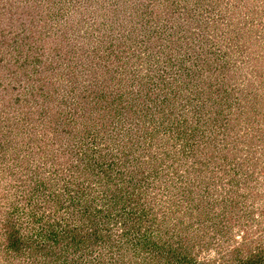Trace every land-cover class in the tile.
Returning <instances> with one entry per match:
<instances>
[{"label":"trees","instance_id":"16d2710c","mask_svg":"<svg viewBox=\"0 0 264 264\" xmlns=\"http://www.w3.org/2000/svg\"><path fill=\"white\" fill-rule=\"evenodd\" d=\"M1 8L0 5L2 20ZM180 22L166 20L161 25L167 27L166 37L158 33L162 31L160 24L151 25L137 37L133 24L125 30L131 37H120V49L124 51V44L130 45L133 52L139 42L144 44V49L150 43L160 47L156 44L158 39L162 45L177 43ZM109 23L115 27L118 20ZM244 41H241L243 45ZM249 41L251 47L245 45L243 48L247 47L248 51L242 48V53L249 63L259 66L254 72L258 76L245 84L251 94L243 83L232 79L228 69L224 78L207 63L211 74L202 76L201 67L194 61L192 68L171 78L166 92L171 94L162 97H157L159 83L152 84L150 90L147 78L139 89L131 90L115 71L111 75L103 74V83L98 86L99 82L95 81L94 89L71 86L73 92L64 98L59 112H66L62 118V124H66L64 131L58 133L48 125L41 127V121L34 122L30 128L32 141L27 142L31 150L20 156L17 172L13 168H0L1 177L3 172L16 175L21 192L19 196L0 194L3 202L0 264H164V260L166 264H264V226L255 229L254 223L251 231L245 230L258 218L247 209L248 193L237 195V191L242 192L238 187L242 179H238L247 175L249 169L253 170L257 162L252 159V164L244 165L242 158L234 166L239 150L231 146V141L238 142L237 145L241 142L235 130L239 118L243 119L242 113L251 116L264 104L255 103L257 94L264 93V52L261 53L257 44L252 45L255 39ZM3 44L0 41L1 46H7L5 55L9 54L10 43ZM242 44L232 45L236 48ZM110 51L113 59H121L112 48ZM166 51H163L166 62L170 61L167 57H176L177 49L169 54ZM128 54L124 63L130 62ZM28 55L25 52L24 62H28ZM12 72L13 80L21 81ZM95 72L97 69L91 68V73ZM217 77V88H212ZM37 90L43 97L48 94ZM232 94L236 95L231 97ZM225 106L228 111L231 109V123L222 118ZM212 110L216 119L210 114ZM183 111L190 115L175 116ZM27 119L26 116L21 122L17 118L6 119L0 143L7 142L9 136L23 134L21 123ZM252 126V134L242 133L246 141L255 139L261 132L257 119ZM37 130L42 131L41 137ZM52 132L54 135L49 136ZM226 167L231 174L227 185L223 184V174L229 172L224 171ZM149 176L150 180L161 179L168 191H174L176 186L181 188L183 203L170 202L164 208L166 212L162 210L156 215L160 210L156 211L153 200L147 197ZM151 186H156V190L160 187L153 181ZM18 201H24L20 210L16 208ZM180 205L183 209L177 216ZM232 223L244 230L238 237L230 235L232 245L228 247ZM221 234L226 236L223 242L218 238ZM206 235L208 239L203 243ZM100 244L107 251L99 252L98 258H87V252ZM211 247L217 251L216 258L196 256L197 252ZM106 252L111 255L106 256Z\"/></svg>","mask_w":264,"mask_h":264},{"label":"rangeland","instance_id":"374dc122","mask_svg":"<svg viewBox=\"0 0 264 264\" xmlns=\"http://www.w3.org/2000/svg\"><path fill=\"white\" fill-rule=\"evenodd\" d=\"M0 5L4 12L3 19H0V27L3 28L0 30V41L4 44L10 43L7 48L10 53L6 55L4 52L7 46L0 45V136L4 132L6 119L17 118L21 122L24 116L29 118L21 123L22 129L25 130H23V134L19 137L18 135L12 138L9 136L7 142L0 143V168H13L15 172L19 169L20 156L25 151L31 150L27 142L32 141L33 130L30 128L34 122L41 121L43 122L41 127L48 125L58 133L64 131L66 124H62V118L65 117L66 112L64 114L59 112L64 106V98L69 92H73L70 89L71 86L94 89L96 88L95 81L99 82L98 86L103 83V74L111 75V72L115 71L117 74L120 73L125 86L131 90L139 89L147 78L150 90L152 84L159 83L157 88L160 92L157 97H162V94L168 92V82L171 81V78L192 68L191 64L194 61L201 67L199 73H202V76L210 73L208 71L210 68L206 67L207 63L218 70L217 74L220 71V76L224 78L225 70L228 69L232 79L243 83L247 93L251 94L248 91L249 87L245 84L248 83V80H254L253 78L258 76L257 72H254L259 69V66L252 65V62L249 63L241 49L245 45L251 47L249 40L255 39L256 41L252 45L257 44L262 50L261 53L264 52V0H0ZM31 9L33 10L31 11ZM109 20H118V25L113 27L114 23H109ZM166 20L169 22L181 21L182 28H180V32L178 31L179 40L177 43L171 42L172 44L162 45V40L158 39L156 44L160 47L150 43L144 49V44L139 42L135 46V52H131L130 45L125 44V50L121 51L122 39L120 37H131V34L125 30L133 27V24H136L137 29L133 33L137 37L142 36L143 32L153 24H160L158 27L162 31L158 30V33L166 37L168 35L167 27L161 26L165 24ZM173 27L170 29L172 30ZM137 37L135 38L138 40ZM242 40H245V45L242 44ZM19 44L20 46L16 48ZM232 44L242 45L234 48ZM247 47L243 49L248 51ZM111 48L119 55L120 60L112 58ZM176 49V57H171L172 59L167 57L170 60L167 63L163 51L167 50L166 52L169 54ZM31 50L32 52H30ZM25 52L27 55L29 53L28 62L23 61ZM127 54L130 57V62L124 63L123 59ZM137 54L139 57H136ZM118 65L122 67L119 68ZM91 68H96L98 72L91 73ZM12 70L14 73L16 72L21 81L18 82L17 78L13 80ZM24 73L27 74V77L24 76ZM141 74L143 75L141 76ZM138 76L144 80H138ZM218 80L217 77L212 88L216 87L215 83ZM36 88L48 93L47 96L39 95ZM31 89L34 90V93H31ZM28 91L29 95L27 96ZM84 91L87 92V90ZM183 92L185 93L184 88ZM214 92L216 93V91ZM258 92H260L259 88ZM236 94H232L231 97ZM263 95L264 93H258L255 103L260 101L264 103ZM231 97H228L230 101ZM52 98L55 99L52 100ZM72 98L74 99V97ZM55 100L61 102L60 105L55 104ZM230 110L228 111L226 106L223 109L222 118L228 119V123L233 120L229 113ZM183 112H178L175 116L181 118L184 115H190L186 111ZM259 112L260 116H257ZM259 112L253 111L251 116L248 112L242 113L243 119L239 118L235 130L236 133L238 132L241 142L237 145L238 142L231 141V146L234 145L239 150L233 162L234 166H237L242 158L245 161L244 165L252 164V159L257 162L253 164L255 166L253 170L249 169L245 172L247 175L244 174L238 179H242L241 185L238 186L242 192L237 191V195L248 193L246 196L249 200L247 209L251 211L250 215L258 218L253 220L251 225L245 227V230L248 228L250 231L254 223L255 229L261 225L264 226V104ZM210 114L216 119L213 110ZM217 117L219 118V115ZM255 119L260 124L261 132L255 139L246 141L242 133L252 134L254 128L252 123H255ZM222 122L224 121H220V123ZM37 132L41 137L42 131L37 130ZM229 132L231 131L229 130ZM51 135L54 133H50L49 136ZM87 139L90 140L91 135ZM97 144L99 145L98 140ZM233 165L230 164V166ZM224 171H229L227 174H223V184H226L227 180L231 178V174L228 167ZM148 178L150 180V176ZM172 180L175 181L174 178ZM152 181L153 184L160 186L158 190H156V186H151ZM17 183L16 175L9 173L6 175L3 172V176H0V194L21 195ZM149 185L151 187L148 186L147 197L153 200L155 206L152 205L154 208L156 207L155 210H160L156 215L162 210L166 212L164 208L170 202L183 203L181 188L178 186L174 191H168L163 188V181L157 178H152ZM194 187L197 188L196 185ZM207 188L211 190L209 186ZM192 196H196V191ZM16 203V208L20 210L24 201ZM2 207L3 202L0 200V208ZM182 209L183 205L176 209L177 216L180 215L181 211L179 210ZM245 220L248 221V219ZM246 224L245 221V226ZM232 225L229 230L228 247L232 245L230 235H233L234 238L238 237L244 230L235 223ZM152 233L154 232L152 231ZM116 234H112L113 238ZM218 236L223 242L225 235ZM207 239L206 235L203 243H206ZM101 244L88 251L87 258H98L99 252L107 251ZM109 254L111 255L106 252V256ZM113 254L116 255L115 252ZM196 256L216 258L217 251L212 247L207 250L202 249L196 253ZM174 259L175 256L172 260ZM166 262L167 260H164V264Z\"/></svg>","mask_w":264,"mask_h":264}]
</instances>
